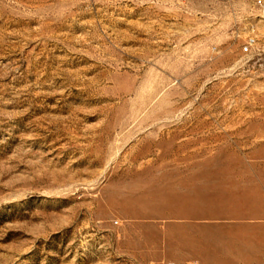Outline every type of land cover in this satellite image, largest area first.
Here are the masks:
<instances>
[{"label":"rangeland","instance_id":"1","mask_svg":"<svg viewBox=\"0 0 264 264\" xmlns=\"http://www.w3.org/2000/svg\"><path fill=\"white\" fill-rule=\"evenodd\" d=\"M0 264H264V13L0 0Z\"/></svg>","mask_w":264,"mask_h":264},{"label":"built area","instance_id":"2","mask_svg":"<svg viewBox=\"0 0 264 264\" xmlns=\"http://www.w3.org/2000/svg\"><path fill=\"white\" fill-rule=\"evenodd\" d=\"M253 8L264 13V0H246ZM257 44V38L254 34L250 33L246 36L243 45V50L245 52H250L253 47Z\"/></svg>","mask_w":264,"mask_h":264},{"label":"crops","instance_id":"3","mask_svg":"<svg viewBox=\"0 0 264 264\" xmlns=\"http://www.w3.org/2000/svg\"><path fill=\"white\" fill-rule=\"evenodd\" d=\"M210 220V218H207V221H209Z\"/></svg>","mask_w":264,"mask_h":264}]
</instances>
